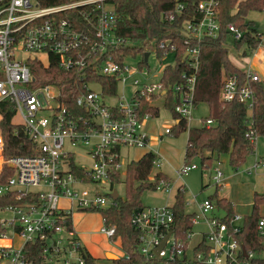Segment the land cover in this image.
Here are the masks:
<instances>
[{"label": "built area", "instance_id": "built-area-1", "mask_svg": "<svg viewBox=\"0 0 264 264\" xmlns=\"http://www.w3.org/2000/svg\"><path fill=\"white\" fill-rule=\"evenodd\" d=\"M218 7L219 0H174L172 11L163 16L170 23L182 19L179 29L184 35L186 59L191 69L182 74V82L167 87L161 80L162 75L157 82L151 81L145 69L149 62L141 66L140 60L132 68L126 63L128 55L122 62L116 58L112 49L121 40L115 34L119 17L108 0H72L51 6H42L39 0H0V103L9 100L13 104L15 116L20 115V124L36 143L35 153L13 155L6 161L14 174L0 185V195L17 191L31 195L34 201L1 210L6 216L0 218L4 228L0 231V264H32L26 252L30 243L41 244L48 263L53 260L57 264H85L84 246L75 230L64 224L65 216L71 215L75 208L95 210L113 204L112 177L122 167V147L152 151L156 154L154 166L161 165L162 157L153 147L166 134H173L178 120L174 118L162 132L149 133L146 122L152 115H141L142 101L160 107L156 102L162 98L164 103L167 92L172 90L177 100L175 112L190 128L188 123L196 105L201 45L206 38L216 39L221 34ZM74 9L79 10L87 28L75 26L69 17ZM227 30L232 41L243 37V32L234 24H229ZM256 36L260 37L257 48L250 56L241 58L245 60V66L240 67L242 76L224 75L220 88L223 102L238 101L249 110L255 102L254 85L264 78V33L257 31ZM176 49L173 38L154 43L158 57V50L166 58L174 55ZM50 55L56 56L60 68L77 70L81 75L74 106L64 101L60 86L33 84L29 59L37 58L47 65ZM150 55L151 52L148 61ZM256 64L263 65V73L254 68ZM90 74L117 79V93H106L97 82L89 80ZM91 84L97 85V89ZM120 86L122 95H119ZM126 86L134 89L129 100L124 94ZM115 97L118 101H108ZM212 124L213 119H200V126ZM247 134L254 143L259 137L253 130ZM79 143L89 146L88 155L93 162L90 168L79 165L85 170V176L75 174L70 163L71 156L75 160L71 147ZM3 146L0 126V153ZM216 164L220 161L211 167ZM260 165L262 161L258 160L255 167ZM194 168L196 164L186 163L177 169L178 180H183L184 173ZM214 170L213 179L223 184L220 183L223 171L219 166ZM155 173L149 177L154 189L171 192L175 181L156 178ZM87 182H109L110 198L98 190L75 189ZM185 191L186 185L181 183L173 204L143 206L133 213L131 222L138 231L136 250L143 257V264H249L255 251L239 240L243 216L235 212L227 216L216 200L195 198L197 211H187L191 214L190 227L184 234L178 231L177 195ZM61 198H67L75 208L67 210L59 206ZM188 205L190 202H185ZM216 210H221L222 215L213 214ZM258 229L264 235V216L259 218ZM100 231L111 239L115 226L104 224ZM15 239L20 240L18 246L14 244Z\"/></svg>", "mask_w": 264, "mask_h": 264}, {"label": "trees", "instance_id": "trees-1", "mask_svg": "<svg viewBox=\"0 0 264 264\" xmlns=\"http://www.w3.org/2000/svg\"><path fill=\"white\" fill-rule=\"evenodd\" d=\"M42 6H51L72 0H39ZM109 5L118 14V24L115 34L121 40L114 45L112 52L122 62L124 56L141 55L140 65H145L144 53L155 42L173 38L177 44L174 53L175 62L168 64L163 70L161 80L167 87L182 82V74L191 71L187 59L184 57L186 48L183 43L182 31L179 29L181 18L177 22H167L163 16L169 14L174 5V0H108ZM219 19L221 34L218 38H206L201 45L200 63L197 71L195 103L204 102L209 107V116L213 119L211 126H196L188 129L185 120L179 119L175 112L177 104L172 90H169L163 106L172 112L178 121L173 126V134L188 131L186 158L200 156L202 167H211L221 155L229 157V163L234 169H239L247 158L254 153L255 143L248 137V132L253 130L255 136H264V78L255 83V102L251 110L238 101L223 102L220 99V88L223 77L227 74H238L242 69L234 63L230 55V34L227 30L229 24H234L243 32L240 40L233 41V49L238 57H247L257 48L260 37L256 36L257 29L253 21L246 19L252 11H264V0H219ZM75 26L87 28V23L80 16L79 10L74 9L69 13ZM139 43H143L139 45ZM162 57V50L159 51ZM143 57V58H142ZM34 75V85L56 84L60 86L64 101L70 106L76 105L74 96L81 86V75L77 70H65L58 66L56 56L50 55V62L45 65L37 58L28 61ZM89 80L97 82L100 87L110 94L117 93L118 80L103 75H88ZM78 92V91H77ZM141 115L150 113L152 117L159 115L160 107L142 101ZM2 114V130L4 136L3 154L5 158L13 155H28L35 153L36 143L24 130L20 123H15V110L9 100L0 103ZM156 154L147 151L140 159L129 162L125 173V196L113 199L109 207L98 209L102 213L104 224L115 226V234L111 237L113 242H119L123 253L122 257L112 260L113 264H143V257L137 252L138 231L133 226L131 218L133 213L143 207L141 195L144 190L154 189V184L149 180L154 170ZM72 171L85 176V170L76 164L74 157H70ZM14 174L13 169L5 164L0 171V185L6 183ZM156 178H166L168 175L161 171L155 173ZM113 183L121 181V173L112 177ZM209 198L216 200L222 206L227 216L234 214L233 204L216 192ZM29 194H20L10 191L0 195V212L7 206L22 205L33 202ZM264 204V192L254 195V208L250 215L243 216L242 231L239 240L248 249L260 252L264 249V235L258 229L259 206ZM178 220V231L184 234L190 227V218L186 210L184 193L177 195L175 207ZM64 224L74 230L72 216L67 214ZM4 228L0 225V231ZM26 252L32 264H49L44 258L40 243H30ZM85 264H98V258L83 249ZM257 264H264V259L254 258Z\"/></svg>", "mask_w": 264, "mask_h": 264}, {"label": "rangeland", "instance_id": "rangeland-1", "mask_svg": "<svg viewBox=\"0 0 264 264\" xmlns=\"http://www.w3.org/2000/svg\"><path fill=\"white\" fill-rule=\"evenodd\" d=\"M246 19L248 21H253L258 32L264 33V11H252L250 12ZM231 44L233 45V41ZM143 43H139L141 45ZM230 46V55L234 63L239 67L243 68L245 66V60H241L238 57L237 52ZM151 52L149 58V67L145 66V69L148 70V75L151 81L157 82L160 76L163 73V70L166 65L173 64L175 58L173 54H169L166 58L158 57L154 51V44L149 47ZM45 58V56H43ZM141 60V55H128L126 58V63L130 67H137L139 61ZM263 65L256 64V68L260 73H263ZM94 88L97 89V85L91 84ZM124 94L126 99L131 98V94L134 91L132 86H126L124 89ZM123 94V87L119 88V95ZM109 102H116L118 98H110ZM161 100L156 102L157 105H161L159 115L156 117H150L146 122V127L149 128L150 133L156 134L159 131H163L166 124L170 125L174 121L172 112L168 110L162 104ZM54 103V102H53ZM1 115V114H0ZM48 115V114H45ZM209 116V107L206 103L200 102L192 110V117L188 123V126L196 127L200 126V119ZM2 120V115L0 116V126ZM15 123H21L22 118L20 115L14 117L13 120ZM188 131L179 132L177 134H166L163 136V139L153 147L156 150L160 157H162L161 165L154 166V172L161 171L164 174L168 175L173 184L171 192H165L164 190L159 189H147L144 190L141 195V201L144 206H161L168 204H173L177 187L179 184L184 183L186 185V191L184 193L185 202H190V205L186 206L188 212L197 211V205L195 203V198L198 201H202L205 198H208L214 195L216 192L221 197H226L232 204L235 213L242 214L244 217L250 215L254 208V195L256 192H264V136H259L255 142V151L251 154L247 161L239 168L234 169L229 163V157L227 155H221L222 162L211 167V169H203L201 164L200 156H193L191 158H186V146L188 142ZM72 151L75 153V162L78 165H83L87 168L93 166L91 157L88 155L89 146L84 143L76 144L72 146ZM147 149L136 148V147H122L121 149V162L122 167L120 169L121 181L115 182L113 189L118 191L119 196H125V173L127 165L129 162L136 161L140 159ZM8 158H5L3 152L0 153V171L2 167L6 164ZM258 160L262 161V165L255 167V164ZM3 161L5 163H3ZM186 163L196 164L197 168L190 169L184 173L183 180H178L177 169L183 167ZM219 166L223 171V179L218 184L213 179L215 174L214 167ZM173 181V182H174ZM172 182V183H173ZM76 190H98L101 194L106 195L110 198V183H84L75 186ZM58 205L64 209L70 210L75 208L74 205H71L70 201L67 198H61L58 202ZM213 214L222 215L221 210H216ZM259 214H264V204L259 206ZM212 215V214H211ZM6 216L5 213L0 212V218ZM72 221L78 232V236L83 240H90L96 245L98 253L101 254V258L98 259V264H113L112 260L108 258L107 252L114 253L119 257L123 256V251L121 249L119 242H113L110 238L105 236L101 231V227L104 226V220L102 213L95 210H77L76 208L72 210ZM198 238V236H196ZM20 243L19 239L14 240V244L18 246ZM255 259L261 258L264 259V249L260 252H255ZM49 264H57L56 261H50ZM249 264H257L253 261H250Z\"/></svg>", "mask_w": 264, "mask_h": 264}, {"label": "crops", "instance_id": "crops-1", "mask_svg": "<svg viewBox=\"0 0 264 264\" xmlns=\"http://www.w3.org/2000/svg\"><path fill=\"white\" fill-rule=\"evenodd\" d=\"M162 104H163V102H162ZM161 108V107H160ZM147 128V131L150 133V130H149V128L148 127H146ZM151 134H153V133H151ZM216 161H220V163L222 162V159H221V156L220 157H218V159L216 160ZM169 177V176H168ZM170 178V177H169ZM239 214V213H238ZM240 215H242V214H240ZM243 216V215H242ZM262 216H264V214L262 215ZM73 226H74V223H73ZM74 230H75V232H76V235L78 236V232H77V230H76V228H75V226H74ZM79 237V236H78ZM80 238V237H79ZM80 241L82 242V244H83V246H84V248L92 255V256H94V257H96V258H98V259H100L102 256H101V254L100 253H98V251L96 252L95 250H97V248H96V245L94 244V243H92L90 240H88V239H86V240H84V242H83V240L80 238ZM108 253V252H107Z\"/></svg>", "mask_w": 264, "mask_h": 264}, {"label": "water", "instance_id": "water-1", "mask_svg": "<svg viewBox=\"0 0 264 264\" xmlns=\"http://www.w3.org/2000/svg\"><path fill=\"white\" fill-rule=\"evenodd\" d=\"M149 54H150L149 51H146V52L144 53V60H145V63L148 62ZM187 55H188V52L185 53L184 57L186 58ZM112 196H113L114 199H116L117 197H119L118 191H117V190H114ZM244 249H245V248H244ZM107 256H108V258H110L111 260H115V259H118V258H119L118 255H116V254H114V253H111V252H108V253H107Z\"/></svg>", "mask_w": 264, "mask_h": 264}]
</instances>
